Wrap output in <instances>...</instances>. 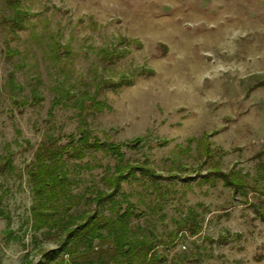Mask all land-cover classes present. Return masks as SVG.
Instances as JSON below:
<instances>
[{"label":"rangeland","instance_id":"obj_1","mask_svg":"<svg viewBox=\"0 0 264 264\" xmlns=\"http://www.w3.org/2000/svg\"><path fill=\"white\" fill-rule=\"evenodd\" d=\"M89 102L101 111L83 113ZM80 129L138 143L123 161L138 170L98 205L117 162L89 151L64 164L78 201L64 223L98 212L113 227L96 226L104 240L84 242L77 264L113 240L131 264L128 245L153 264H264V0H0V264L58 247L59 232L36 227L32 175L42 147Z\"/></svg>","mask_w":264,"mask_h":264},{"label":"trees","instance_id":"obj_2","mask_svg":"<svg viewBox=\"0 0 264 264\" xmlns=\"http://www.w3.org/2000/svg\"><path fill=\"white\" fill-rule=\"evenodd\" d=\"M20 15V13H17L11 20L12 28H20L22 23ZM81 109L83 113L91 114L93 112H100L101 105L89 102L83 104ZM137 145L130 143L116 144L111 142L110 138L107 136L105 141H101L96 136H93L91 131L80 129V139L77 142L71 138L65 145L53 143L52 147L46 145L39 150L37 160L40 164L37 171L32 175L34 193L37 199L36 205H34L32 209L34 220L37 229L56 230L62 237L59 239L58 247L54 250L44 252L41 260L37 264L55 263L58 259L66 255L73 261V264H77L78 259H81L82 256L80 247L84 242L92 244L95 239L104 240V237L101 235H97L94 238L96 226L100 225L101 227L107 228L109 231H112L113 228L111 226V220L98 212L87 215L80 224L70 225L69 223H64V219L68 216L69 211L78 204V201H76L75 196L71 192L67 172L63 169L64 164L69 160H82L89 151L103 152L113 158L117 162L116 173L113 177H106L105 179L109 192L98 195L95 201L98 205H102L106 202L115 205L117 203L116 197L120 194L122 183L134 179L135 173L133 171L138 170L136 167L130 166L128 169L123 168L124 149L137 148ZM144 173V175L150 176L149 178L156 179V177L152 175V172L145 171ZM216 176L220 177L227 185L232 187L236 194L245 190L242 183L240 184L233 180L229 175L218 172ZM242 194L245 193L243 192ZM137 216L138 213H135V211L131 209H127L122 218L126 219L127 217L131 218ZM259 216L264 221L263 211ZM116 233L118 235V230ZM101 242L103 243L101 244V252L95 264H111L113 262L118 264H131L129 258L125 261H119L117 259L119 256H123L120 253L121 250L123 251V246L120 247L119 240L109 241L110 244L106 248L103 246L106 243H104V241ZM137 248L138 247L128 245L125 254H129L136 249L135 255L140 258V264H153L154 258L149 257V253L147 252L148 247L140 245L139 248ZM84 250L86 251L87 248ZM140 252L141 255H137V253L140 254ZM28 260V256H26V260L22 264H32Z\"/></svg>","mask_w":264,"mask_h":264}]
</instances>
